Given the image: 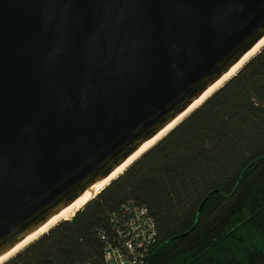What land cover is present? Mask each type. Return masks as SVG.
Returning <instances> with one entry per match:
<instances>
[{
	"label": "water",
	"instance_id": "1",
	"mask_svg": "<svg viewBox=\"0 0 264 264\" xmlns=\"http://www.w3.org/2000/svg\"><path fill=\"white\" fill-rule=\"evenodd\" d=\"M263 36L264 0H0V257Z\"/></svg>",
	"mask_w": 264,
	"mask_h": 264
},
{
	"label": "trees",
	"instance_id": "2",
	"mask_svg": "<svg viewBox=\"0 0 264 264\" xmlns=\"http://www.w3.org/2000/svg\"><path fill=\"white\" fill-rule=\"evenodd\" d=\"M156 235L146 264H264V44L74 214L0 264H105L126 207Z\"/></svg>",
	"mask_w": 264,
	"mask_h": 264
},
{
	"label": "built area",
	"instance_id": "3",
	"mask_svg": "<svg viewBox=\"0 0 264 264\" xmlns=\"http://www.w3.org/2000/svg\"><path fill=\"white\" fill-rule=\"evenodd\" d=\"M126 212L118 244L106 245L105 264H146V251L156 235L154 223L144 207L127 206Z\"/></svg>",
	"mask_w": 264,
	"mask_h": 264
},
{
	"label": "bare ground",
	"instance_id": "4",
	"mask_svg": "<svg viewBox=\"0 0 264 264\" xmlns=\"http://www.w3.org/2000/svg\"><path fill=\"white\" fill-rule=\"evenodd\" d=\"M264 44V36L260 39L248 52L244 54V56L235 63L225 74H223L216 82H214L207 90L196 100L194 101L188 109L179 115L174 121H172L168 126L159 131L153 138L145 142L140 148L132 154L129 158H127L122 164H120L115 170H113L109 175L105 176L92 186H90L85 192H83L76 200L72 203L64 207L61 211H59L55 216H53L47 223L38 228L34 233L27 236L23 239L18 245H16L13 249H11L4 256L0 257V262L15 253L16 250L24 246L26 243L46 231L50 226L55 224L57 221L61 219H66L71 217L75 211L80 209V207L93 195H95L103 186H105L109 180L119 174L134 158H136L141 152H143L146 148H148L151 144H153L158 138H160L167 130H169L175 123H177L185 114H187L191 109L197 106L205 97H207L213 90L219 87L226 79L232 76L237 69L245 62L250 56H252L258 49Z\"/></svg>",
	"mask_w": 264,
	"mask_h": 264
},
{
	"label": "rangeland",
	"instance_id": "5",
	"mask_svg": "<svg viewBox=\"0 0 264 264\" xmlns=\"http://www.w3.org/2000/svg\"><path fill=\"white\" fill-rule=\"evenodd\" d=\"M167 131H168V130H167ZM167 131H166V132H167Z\"/></svg>",
	"mask_w": 264,
	"mask_h": 264
}]
</instances>
